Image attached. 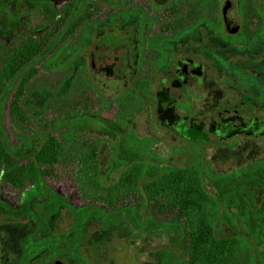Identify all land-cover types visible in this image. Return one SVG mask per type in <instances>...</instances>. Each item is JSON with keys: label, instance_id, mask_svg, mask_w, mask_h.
Returning a JSON list of instances; mask_svg holds the SVG:
<instances>
[{"label": "rangeland", "instance_id": "374dc122", "mask_svg": "<svg viewBox=\"0 0 264 264\" xmlns=\"http://www.w3.org/2000/svg\"><path fill=\"white\" fill-rule=\"evenodd\" d=\"M68 1L0 0V42L12 46L26 35H39ZM186 1L83 0L79 10H89L92 20L73 34L60 62L37 64L38 73L32 83L35 114L26 131L10 124L9 100L3 109L4 131L10 144L24 151L28 143H38L43 132L72 131L79 136L97 137L101 176L114 180L119 170L111 169L119 147L127 145L130 135L149 139L150 155L145 159L165 167L197 168L212 200L216 234L245 239L254 262L264 264V226L252 233L249 225L264 192L253 193L254 206L243 217L234 199L221 201L212 184L213 176L264 160V135H255L261 127L257 120L264 119V102L255 103V125L244 134L235 135L230 128L223 130L218 122L221 100L228 108L235 99H251L252 87L237 83L232 74L237 60L247 61L248 54L234 56L231 50H222V34H203L201 27L178 40L165 41L163 47L173 58L189 55L206 63L207 71L200 83L193 81L182 89L167 90L164 108L157 98L171 84L173 58L171 65L161 70L165 67L162 65L159 72L150 71L147 62H138L141 50L147 51L145 46L149 45L153 27L148 26V19L154 11ZM226 1L231 3L228 16L238 20V0H219V9ZM259 2L263 4L264 0ZM216 53L226 55V65L218 62ZM142 78L149 82V90H136L131 104L119 106L115 99ZM69 112L77 115L76 119L62 122L55 130L56 120H65ZM251 116L241 117L253 121ZM99 207L79 197L69 168L62 169L57 179L28 186L22 192L0 186V264H8L6 248L14 249L16 264H35L41 259L47 264L56 260L64 264H93L94 260L100 264L185 263L182 230L174 219L152 215L141 224L129 208L110 213Z\"/></svg>", "mask_w": 264, "mask_h": 264}, {"label": "trees", "instance_id": "16d2710c", "mask_svg": "<svg viewBox=\"0 0 264 264\" xmlns=\"http://www.w3.org/2000/svg\"><path fill=\"white\" fill-rule=\"evenodd\" d=\"M82 5L83 0H69L58 8L55 20L39 35H26L12 46L0 42V185L22 192L28 186L57 179L62 169L69 168L77 194L88 205L100 206L110 213L129 208L141 224L146 216L152 215L178 222L184 264H256L245 239L216 234L211 217L212 200L203 188L197 168L165 167L155 160L147 161L149 139L130 135L127 145L119 147L111 169L119 170L115 180L101 176L97 137L79 136L72 131L43 132L38 143L27 144L26 151L10 144L2 123L6 101L9 100L10 124L26 131L31 115L35 114L32 83L38 73L37 64L60 62L73 34L92 20L89 10H79ZM217 18L216 0L173 2L154 11L148 19V26L153 27L149 37L154 38L148 46L176 40L200 28L204 21L215 23ZM145 60L149 62L148 69L154 72L168 63V56L154 47ZM136 90L146 93L149 82L145 78L137 80L135 87L120 94L115 102L119 106L131 104L136 99ZM64 117L65 120L63 117L56 120L55 130L62 122L75 120L77 115L69 112ZM212 184L218 198L221 201L233 198L238 214L245 217L254 206L253 193L264 192V160L248 163L236 172L213 176ZM254 212L256 217L249 223L252 233L264 226V196Z\"/></svg>", "mask_w": 264, "mask_h": 264}, {"label": "flooded vegetation", "instance_id": "af4514ba", "mask_svg": "<svg viewBox=\"0 0 264 264\" xmlns=\"http://www.w3.org/2000/svg\"><path fill=\"white\" fill-rule=\"evenodd\" d=\"M237 4V7H239L240 10L237 16L238 20L236 19V16L234 19H230L227 14V7L231 6L230 2H224L219 9V0H216V10L218 14L217 20L215 21V23L204 21L201 25L203 34H205L207 31L216 34H222L219 37L222 45V50H231V53L234 56L248 54L247 61L237 60V65L236 67H234V69H232V74L235 75V81L237 83H242L249 87H252L253 92L250 94V101L236 102L235 99L233 101V104L231 106L228 105L227 108L224 104V100L220 99V106L222 111L220 112V119L218 122L223 130H227L228 128H230L228 130H230L232 133H235V135H238L240 133L244 134L245 132H247V129L255 125V121L257 118L256 116H254L256 112L255 103L264 102V3L261 4L259 0H238ZM148 38L149 40H154V38ZM165 41L167 40H163L160 44L157 43L155 46H145V49H147V51H144L142 49L141 58H139L138 60V62L141 61V64H144L143 62L149 63L147 60L144 61V53L146 52L147 55H150V53H153V48L155 47L160 48L168 56V63L165 64V67H163L161 70L166 69L167 66L171 65V63L173 62L171 84L168 85V87L162 91V95L158 96L157 98L159 106L162 108L165 107V94L167 93V90L170 91L171 88L174 89L176 87L178 89H182L193 81L196 84L200 83L203 79H205V74L207 71L206 63L197 61L189 55L184 58H173L170 53L167 52L163 47ZM225 57L226 55L219 56L217 54L218 62L222 65H226L225 59L227 57ZM170 59H172L171 63ZM188 64H190L189 67ZM245 65H248V67H246ZM142 67L145 70L147 69V67H144L143 65ZM159 71L160 68H158L154 72ZM226 73H228L227 70ZM233 79L234 78H232V81H234ZM170 103L171 102H169V104ZM251 114V120L253 121H247L246 119L241 117L242 115H245L248 118V115ZM257 122L261 124V127H259L255 135H264V119H258ZM6 250H8V259L6 260V262L8 264H16L14 263L15 260L13 259L14 249L6 248ZM47 263L48 261L46 259H41L35 262V264ZM54 264L64 263L56 260L54 261ZM93 264H100V261L94 260Z\"/></svg>", "mask_w": 264, "mask_h": 264}, {"label": "water", "instance_id": "95a60500", "mask_svg": "<svg viewBox=\"0 0 264 264\" xmlns=\"http://www.w3.org/2000/svg\"><path fill=\"white\" fill-rule=\"evenodd\" d=\"M235 29V28H234ZM190 66V64H188V67Z\"/></svg>", "mask_w": 264, "mask_h": 264}]
</instances>
